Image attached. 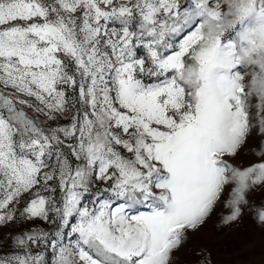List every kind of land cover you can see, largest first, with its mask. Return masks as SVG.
I'll return each instance as SVG.
<instances>
[{
  "label": "snow or ice",
  "instance_id": "6c2138e0",
  "mask_svg": "<svg viewBox=\"0 0 264 264\" xmlns=\"http://www.w3.org/2000/svg\"><path fill=\"white\" fill-rule=\"evenodd\" d=\"M246 218L264 0H0V264H219Z\"/></svg>",
  "mask_w": 264,
  "mask_h": 264
},
{
  "label": "rangeland",
  "instance_id": "374dc122",
  "mask_svg": "<svg viewBox=\"0 0 264 264\" xmlns=\"http://www.w3.org/2000/svg\"><path fill=\"white\" fill-rule=\"evenodd\" d=\"M214 223L215 220L196 235L194 247L211 249L219 264H264V227L246 218L238 227L225 229L220 235V226L214 227ZM228 237L232 240L226 244ZM243 256L248 258L242 259ZM191 259L181 256L183 264H189Z\"/></svg>",
  "mask_w": 264,
  "mask_h": 264
}]
</instances>
